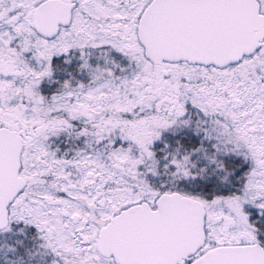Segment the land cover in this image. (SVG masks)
Instances as JSON below:
<instances>
[{"label": "snow or ice", "instance_id": "6c2138e0", "mask_svg": "<svg viewBox=\"0 0 264 264\" xmlns=\"http://www.w3.org/2000/svg\"><path fill=\"white\" fill-rule=\"evenodd\" d=\"M0 264H264V0H0Z\"/></svg>", "mask_w": 264, "mask_h": 264}]
</instances>
